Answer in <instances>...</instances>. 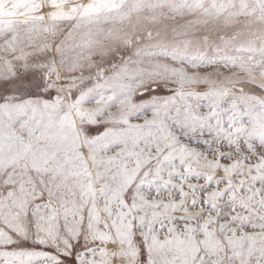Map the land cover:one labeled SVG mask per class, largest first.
<instances>
[{"label": "snow or ice", "instance_id": "1", "mask_svg": "<svg viewBox=\"0 0 264 264\" xmlns=\"http://www.w3.org/2000/svg\"><path fill=\"white\" fill-rule=\"evenodd\" d=\"M264 0H0V264H264Z\"/></svg>", "mask_w": 264, "mask_h": 264}, {"label": "rangeland", "instance_id": "2", "mask_svg": "<svg viewBox=\"0 0 264 264\" xmlns=\"http://www.w3.org/2000/svg\"><path fill=\"white\" fill-rule=\"evenodd\" d=\"M213 23L225 31H234L237 38L243 42H264V18H237L225 20L221 17Z\"/></svg>", "mask_w": 264, "mask_h": 264}]
</instances>
